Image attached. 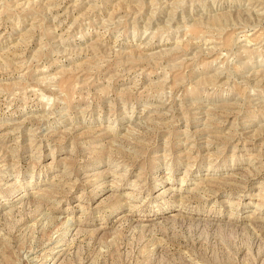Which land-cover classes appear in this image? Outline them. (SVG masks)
Returning a JSON list of instances; mask_svg holds the SVG:
<instances>
[{
	"label": "rangeland",
	"instance_id": "374dc122",
	"mask_svg": "<svg viewBox=\"0 0 264 264\" xmlns=\"http://www.w3.org/2000/svg\"><path fill=\"white\" fill-rule=\"evenodd\" d=\"M0 264H264V0H0Z\"/></svg>",
	"mask_w": 264,
	"mask_h": 264
}]
</instances>
